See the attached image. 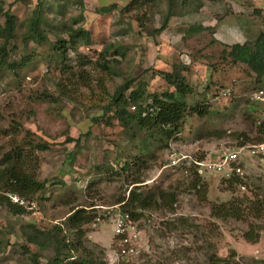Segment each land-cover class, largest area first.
I'll return each instance as SVG.
<instances>
[{
    "label": "rangeland",
    "instance_id": "rangeland-1",
    "mask_svg": "<svg viewBox=\"0 0 264 264\" xmlns=\"http://www.w3.org/2000/svg\"><path fill=\"white\" fill-rule=\"evenodd\" d=\"M36 1L0 0L18 23L13 37L0 38L6 53L0 64V157L13 138L19 145L28 139L47 144L37 151L35 170L44 188L27 199L30 208L13 215L0 205V264L30 263L29 252L38 254V264L49 263L51 248L38 249L22 236L26 223L43 230L58 226L56 237L77 248L71 254H90L93 264H264V213L245 220L209 214L211 203L264 198V160L243 153L236 173L242 184L232 190L225 173L201 171L199 190L191 185L192 161L217 160L224 148L243 139L239 133L252 139L264 119V103L251 99L264 76L256 80L245 65L222 53L231 43L264 32V0H200L198 11L190 10L188 0L158 34L153 29L160 25L165 0L152 7V22L145 18L149 3L140 0L132 6L131 0H82V7L72 0H40L45 39L39 43L25 37ZM110 5L114 8L100 12ZM58 23L69 27L66 33L52 27ZM78 28L88 33V43L74 38ZM186 30L194 34L183 36ZM58 38L66 41L62 56L54 48ZM109 45L123 55L112 54ZM107 47L103 59L113 73L101 67ZM174 65L183 66L178 68L193 90L183 100L205 106V112L187 115L181 131L165 144L132 138L103 113L114 88L128 79L132 89L141 86L145 94L172 90L158 71ZM15 128L19 132L13 133ZM174 154L185 158L172 165ZM132 178L140 182L130 184ZM132 186L141 196L153 194L155 204L136 208L131 232L116 234L114 219L123 213L117 199L127 197ZM80 208L89 221L79 225L68 214ZM249 224L259 229L255 241L243 237Z\"/></svg>",
    "mask_w": 264,
    "mask_h": 264
},
{
    "label": "trees",
    "instance_id": "trees-1",
    "mask_svg": "<svg viewBox=\"0 0 264 264\" xmlns=\"http://www.w3.org/2000/svg\"><path fill=\"white\" fill-rule=\"evenodd\" d=\"M136 1L138 0H131L128 5L132 6V4L134 5L133 2ZM140 1L143 3H149V9L145 18L152 22L154 14L152 7L155 6L158 1ZM71 2L82 7V0H72ZM189 2L193 3V7H190L191 11H198L200 9V0H189ZM187 4H190L188 3V0H165L160 25L153 29V31L157 32V34L162 32L167 27L168 19L172 15L182 14V12L180 13L181 10H179V8H182ZM42 6L40 0L36 1L25 30V37L27 39L35 40L37 43L45 39V33L39 27L40 24L45 23V19L41 14ZM112 8H114L112 5L101 7L100 12L106 13ZM0 16L3 17V23L2 25L0 24V38L3 39V41H6L14 36L18 23L16 21V16L12 15L8 10L4 11L2 7H0ZM143 17L144 15L139 16L137 17V20L141 22V18ZM71 22L76 23L77 20L73 18ZM52 27H60V31L63 30L64 33H66L69 28L66 27L65 23H58V25H52ZM193 34V31L186 30L183 36H190ZM80 37L85 40V43H88V33L78 28L74 38ZM72 39L73 38H70L67 41H72ZM57 42L58 45L54 47L55 51L58 55L62 56L64 55L66 41L58 38ZM108 47L113 48L112 54L119 56L123 55V52L120 51V47L112 45H109ZM108 47L102 50L101 67L106 72L113 73L110 67V61L103 59L107 55ZM227 47L228 49H223L222 53L229 57L230 62L245 65L248 71L254 75L256 80L262 79L264 76V32L258 31L252 40L245 39L241 43L233 42ZM5 56V48L2 46L0 48V64L5 63ZM25 58L26 57H23L22 61H26ZM22 61L21 63H23ZM13 66L14 64L9 65L10 68ZM178 67L183 66L174 65L170 71H158V74L165 83L173 88L172 90L166 89L160 93L153 92L145 94V91L141 86L132 89L128 79L114 88L108 102L104 106L103 113L105 115L109 113V117L115 118L121 126L130 130V137L133 138L134 136L139 135L142 141H145L150 137L160 144H165L167 139L175 137L181 131L183 119L187 115L193 113L204 115L205 112V106L198 103H194L193 105L187 104L183 100L182 97L191 94L193 90L185 81V77ZM44 95L47 96V94ZM99 118L100 117H98V119ZM17 132H19V130L15 128L13 133ZM254 133L255 135L252 139H249L243 132L239 133L240 136H243V139L237 141L232 147L243 145L246 141H252L250 143L259 142L264 136V119H261L260 122L255 125ZM67 140L72 141V139ZM74 145H77V140H75ZM142 147L146 148L145 144H143ZM46 148V142H34L28 139L24 141V145H19L16 142V139L13 138L8 149L2 151L0 157V205L11 214H22L25 211V208L21 205L10 202L5 193H14L27 200L36 192H39L44 188L45 183L44 181L36 179L35 170L39 159L37 151H43ZM239 165H241V163ZM193 172L194 175L192 177L191 185L196 191H198L199 187H197V183L200 177L195 173V170H193ZM220 178H223V176ZM138 182H140L138 178H132L130 180V184ZM226 184L232 190L233 185L242 184V177L232 172L229 178L226 179ZM135 189L136 187L133 188L132 186V189L127 193V197H119L117 199V202H120V211L123 213L126 212L129 219H136L139 216L136 208H140L142 204L144 205V202L150 201V203L152 202L155 204L153 194H149L148 196L143 194L141 196V193L135 192ZM202 189L203 188H201V190ZM203 190L201 191L202 193ZM160 194L162 196V193ZM171 203L172 199L169 203L170 207L172 206ZM83 212L84 211L81 208L75 209L68 214V216L70 215L68 218L69 220H75L79 225L80 223L85 224L89 220L86 214H84L85 217H83ZM263 213L264 198H259L257 196L252 198L233 197L227 201L209 204V214L222 220L227 218L235 220H245L247 217L258 218L261 217ZM58 229V226L53 225L51 230H43L30 223H26L21 227V234L28 243L35 245L38 249L51 248L52 256L50 257L48 264H64L63 261L67 259L70 260L68 261V264H93L94 259L90 254L83 252V254L78 256L72 255V251L77 250V248L74 247L75 244L64 243L61 238L56 237ZM258 233L259 229L254 224H249L247 230L243 233V237L247 241H255L258 238ZM120 237L124 238V235L121 234ZM62 250H64L65 253H62ZM25 251L28 250L26 249ZM0 252H2V247H0ZM29 260L30 263L22 264H38V254L29 252Z\"/></svg>",
    "mask_w": 264,
    "mask_h": 264
},
{
    "label": "built area",
    "instance_id": "built-area-1",
    "mask_svg": "<svg viewBox=\"0 0 264 264\" xmlns=\"http://www.w3.org/2000/svg\"><path fill=\"white\" fill-rule=\"evenodd\" d=\"M251 99L258 102L264 103V85L259 89L252 92ZM250 158H255L257 160H264V136L259 142L243 144L236 147L224 148L219 154L217 160L205 161V160H194L193 167L195 173L199 176L201 171H206V173H225V175L231 174L232 172L238 173L240 171V156L242 154ZM175 155V154H174ZM172 155L170 157V163L172 165L177 164L178 160L185 158V155ZM197 170V172H196ZM10 202L21 205L24 208H30L32 202L14 193H5ZM29 204V205H28ZM130 219L126 212L119 213L114 219V231L117 234L131 232L132 225L130 226ZM134 234V233H133ZM132 234V236H133Z\"/></svg>",
    "mask_w": 264,
    "mask_h": 264
}]
</instances>
